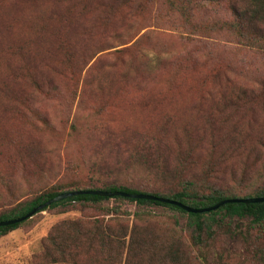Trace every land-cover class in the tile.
<instances>
[{"label":"rangeland","instance_id":"rangeland-1","mask_svg":"<svg viewBox=\"0 0 264 264\" xmlns=\"http://www.w3.org/2000/svg\"><path fill=\"white\" fill-rule=\"evenodd\" d=\"M97 2L0 0V17H5L0 19V82L18 62L6 47L26 50L37 30L46 42L34 46L31 57L53 69H42L48 79L39 89L29 78L17 87L27 99L0 98V207L9 197L5 182L11 192L29 198L59 181L86 184L94 176L90 166L101 156L102 134L107 131L124 140L129 134L142 139L162 136L169 161L179 164L180 159L185 165L179 171L186 178L197 176L217 187L245 190L260 185L264 52L239 44L228 33L202 38L182 34L165 22L162 0H145L132 12L126 4L117 7L108 22L95 26L92 47L73 46V33L65 35L58 16L67 14V8H88L89 15L102 17ZM207 7L203 21L231 19L227 1ZM104 46L113 47L112 53L90 59ZM84 61L88 63L82 68ZM27 146L44 153L37 160L40 170L26 163ZM124 174L140 178L136 172ZM118 204L130 214L129 227L133 213L141 211V223L156 236L170 228L174 218L183 256L192 264H254L240 236L220 232L195 246L185 215L163 207ZM95 214L80 207L38 213L0 237V264H41L42 242L55 225Z\"/></svg>","mask_w":264,"mask_h":264},{"label":"trees","instance_id":"trees-1","mask_svg":"<svg viewBox=\"0 0 264 264\" xmlns=\"http://www.w3.org/2000/svg\"><path fill=\"white\" fill-rule=\"evenodd\" d=\"M143 1L145 2L98 0L96 6L104 10L102 17L89 15L86 12L88 8H81L77 12H72L73 8H67V14H60L58 17L61 19L65 35L68 33L71 37L70 33H73V46L92 47L96 37L94 28L97 24L108 22L117 7L126 4L128 11L132 12L133 7L139 3L142 5ZM223 1L229 4L231 19L215 20L211 23L203 21L202 14L208 9L207 6ZM162 4L166 10L163 16L165 22L182 34L202 38L228 33L235 35L239 44L264 52V0H162ZM56 15L55 11L51 14L52 18ZM0 19L5 21V17ZM67 41L66 38L63 44H67ZM45 42L46 37L42 30H37L32 44L26 50L22 46L6 47L8 55L16 56L18 62L11 64L6 80L0 82V98L12 99V102L27 99L28 94L17 88L26 78H29L37 89L40 88L41 82H46L48 76L42 69H53L43 64L44 60L36 61L31 57L35 53L33 47H41ZM112 48H98L90 59L100 53L109 54ZM49 51V48L45 49V52ZM117 52H120V49L113 51L118 54ZM66 56L69 57L70 53ZM87 61L82 63V68ZM125 137L126 140L108 131L102 134L103 151L101 156L91 163L90 168L94 176L86 184L59 181L29 198L14 194L8 189L9 182L3 183L9 197L6 198V204L0 207V222L23 217L58 194L75 190L147 194L177 201L192 208L213 206L225 199L264 197V180L260 185L245 190L239 186L217 187L215 183L202 181L197 176L186 178L181 176L183 172L179 171V166L185 164L180 159L179 164L169 161L170 154L162 136L142 139L140 136L129 134ZM23 152L26 163L39 169L37 160L39 155L43 156L44 153L31 146L25 147ZM126 172H136L140 178H123ZM124 202L142 208L163 207L185 215V227L195 246L206 244L220 232L228 236H240L248 245L253 263L264 264V202L224 204L213 211L193 214L176 206L151 200H134L121 196L106 198L86 194L52 203L35 214L58 208L66 211L76 207H80L81 212L86 209L96 212L93 216L64 220L55 225L42 242L41 264H192L185 260L188 259L186 255L183 256L185 252L174 228L177 224L174 218L172 226L165 227L160 235L156 236L148 229L147 224L141 223L144 216L141 211L133 213V222L129 227L127 217L130 214L118 204ZM32 218L0 227V237L23 226ZM242 226L244 230L241 232Z\"/></svg>","mask_w":264,"mask_h":264},{"label":"water","instance_id":"water-1","mask_svg":"<svg viewBox=\"0 0 264 264\" xmlns=\"http://www.w3.org/2000/svg\"><path fill=\"white\" fill-rule=\"evenodd\" d=\"M84 194L95 195V196L106 197V198H112L114 196H121V197L130 198L134 200H137V199L151 200V201H156L160 203L170 204V205L180 208L181 210L187 213H193V214L213 211V210L218 209L224 204H233V203L253 204V203H263L264 202V197L234 198V199H225V200L219 201L213 206H209L205 208H192V207H189L177 201H173V200H169L165 198H159V197H155V196L147 195V194H126V193H120V192H106V191H101V190H75V191L64 192V193L58 194L57 196L46 201L44 204L32 209L30 212H28L23 217L16 218L13 220H8V221H1L0 227H6V226H10L13 224L23 222L27 219L32 218L37 212H39L44 207L52 203H56L58 201H61L69 197H73L77 195H84Z\"/></svg>","mask_w":264,"mask_h":264}]
</instances>
